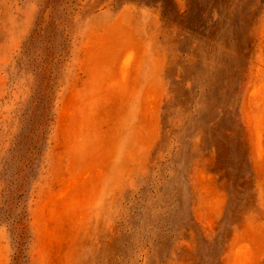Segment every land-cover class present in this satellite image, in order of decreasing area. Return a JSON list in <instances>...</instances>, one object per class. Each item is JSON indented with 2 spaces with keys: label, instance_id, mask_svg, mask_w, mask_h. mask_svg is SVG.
Listing matches in <instances>:
<instances>
[{
  "label": "rangeland",
  "instance_id": "374dc122",
  "mask_svg": "<svg viewBox=\"0 0 264 264\" xmlns=\"http://www.w3.org/2000/svg\"><path fill=\"white\" fill-rule=\"evenodd\" d=\"M8 264H264V0H0Z\"/></svg>",
  "mask_w": 264,
  "mask_h": 264
},
{
  "label": "crops",
  "instance_id": "0c3cea01",
  "mask_svg": "<svg viewBox=\"0 0 264 264\" xmlns=\"http://www.w3.org/2000/svg\"><path fill=\"white\" fill-rule=\"evenodd\" d=\"M8 255L7 239L0 229V264H8Z\"/></svg>",
  "mask_w": 264,
  "mask_h": 264
}]
</instances>
